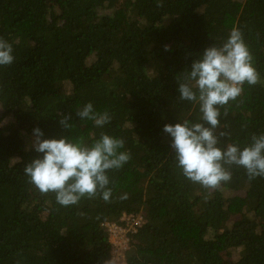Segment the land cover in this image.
Returning <instances> with one entry per match:
<instances>
[{
    "label": "trees",
    "instance_id": "obj_1",
    "mask_svg": "<svg viewBox=\"0 0 264 264\" xmlns=\"http://www.w3.org/2000/svg\"><path fill=\"white\" fill-rule=\"evenodd\" d=\"M163 2L0 0V37L16 57L0 67V264H107L104 224L124 214L145 218L129 233L125 264H264V178L225 165L231 181L206 190L184 177L162 131L199 121L198 105L179 101L177 77L237 26L260 83L220 108L216 134L229 135L218 147L243 149L264 133V0ZM88 102L111 123L81 121ZM37 127L45 139H124L131 159L107 172L110 202L98 195L63 207L29 183L25 166L42 158L32 148Z\"/></svg>",
    "mask_w": 264,
    "mask_h": 264
},
{
    "label": "clouds",
    "instance_id": "obj_2",
    "mask_svg": "<svg viewBox=\"0 0 264 264\" xmlns=\"http://www.w3.org/2000/svg\"><path fill=\"white\" fill-rule=\"evenodd\" d=\"M156 6L164 7L163 0H156ZM15 59L13 44L0 37V67H10ZM253 59L243 31L233 26L221 46L206 48L190 69L177 77L179 101L198 105L201 115L198 122L185 119L174 125L165 124L162 131L171 138L170 147L184 177L206 190L219 189L231 181L232 174L225 165L242 167L250 181L264 178V133L253 134L251 144L243 149L233 143L226 148L218 147L219 137L229 134L220 132L219 137L216 134L220 108L240 97L245 84L260 83ZM76 115L81 121H92L98 128L112 120L107 110L97 111L92 102L76 111ZM70 120V115L62 116L59 123L68 129L72 127ZM32 148L42 158L28 163L24 175L41 194L55 193L56 202L63 207L98 195L110 202L112 189L108 187L107 172L123 168L131 159L129 151H122L124 139L104 132L89 145L82 138L45 139L37 127L33 129Z\"/></svg>",
    "mask_w": 264,
    "mask_h": 264
},
{
    "label": "built area",
    "instance_id": "obj_3",
    "mask_svg": "<svg viewBox=\"0 0 264 264\" xmlns=\"http://www.w3.org/2000/svg\"><path fill=\"white\" fill-rule=\"evenodd\" d=\"M145 223L143 215L124 214L120 222H108L105 224L110 233V240L113 246L112 258L110 264H118V258H124L130 243L129 233L136 232Z\"/></svg>",
    "mask_w": 264,
    "mask_h": 264
},
{
    "label": "rangeland",
    "instance_id": "obj_4",
    "mask_svg": "<svg viewBox=\"0 0 264 264\" xmlns=\"http://www.w3.org/2000/svg\"><path fill=\"white\" fill-rule=\"evenodd\" d=\"M229 193H227L228 195H234V196H236V195H240V196H245V191L244 190H240V191H237V192H235V191H228ZM119 256H116V262L117 263H119V264H125V257L124 258H118Z\"/></svg>",
    "mask_w": 264,
    "mask_h": 264
}]
</instances>
